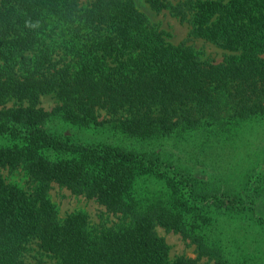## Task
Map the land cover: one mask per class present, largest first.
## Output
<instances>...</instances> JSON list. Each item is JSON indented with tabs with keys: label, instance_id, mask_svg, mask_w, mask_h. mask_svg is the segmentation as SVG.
<instances>
[{
	"label": "trees",
	"instance_id": "obj_1",
	"mask_svg": "<svg viewBox=\"0 0 264 264\" xmlns=\"http://www.w3.org/2000/svg\"><path fill=\"white\" fill-rule=\"evenodd\" d=\"M246 135L264 141V0H0V170L32 189L0 173V264L31 245L56 264H264V144L242 163ZM52 184L116 221L60 217ZM158 227L197 257L171 260Z\"/></svg>",
	"mask_w": 264,
	"mask_h": 264
},
{
	"label": "rangeland",
	"instance_id": "obj_2",
	"mask_svg": "<svg viewBox=\"0 0 264 264\" xmlns=\"http://www.w3.org/2000/svg\"><path fill=\"white\" fill-rule=\"evenodd\" d=\"M144 1V0H141ZM143 9L147 12H151L147 5H143ZM152 19L154 21H157L160 23L161 28L167 31L168 33H171V41L178 43L186 38L188 33V27L187 25L180 24L178 20L171 17L169 13L162 12L159 14H156L155 12H151ZM193 45L196 50H199L203 53L204 58H209L214 61H220L223 59L224 55L226 54L225 51L211 45L208 43H205L201 40L193 41ZM14 104V101H11L7 103V106H12ZM57 104L56 99L51 95L42 96L40 98V107L44 108L45 110H51L53 107H55ZM102 116H105L103 113ZM69 131V128L67 129ZM246 131V130H245ZM92 140H99L102 137H105V134H100L96 131H88L87 132ZM88 134L84 133L85 136H88ZM227 140H233L232 135H227ZM246 144V147L242 148L241 151L238 153L237 158L244 157V160L241 161L242 163L245 162V158L247 153L249 151H252L256 148L255 145H263L264 141H259L258 136L254 135L251 138L246 139L244 141ZM229 149V148H228ZM246 153V155L244 154ZM236 158V157H235ZM236 158V159H237ZM255 166H258L257 172H261L264 174V157L260 158L259 156L254 159ZM233 166L234 162H233ZM0 173L2 175V178L7 184L16 185L20 189H23L26 192H31L32 189L30 188L31 185L29 183L28 178L25 176L24 172L21 169L17 170H9V169H1ZM199 174L203 177H206L209 175V171L205 169H200ZM49 198L51 201L57 206L58 213L60 217H64L65 215L74 212V211H84L86 212L89 217L91 218V221L93 224H98L104 222L105 220L107 223L111 224L112 221H116L111 215L103 214L106 213L105 209L97 204L94 201H87L82 197L74 196L69 190L62 188L58 186L57 184H52L51 189L48 193ZM106 217L109 218L106 220ZM108 224V225H109ZM157 234L160 237H163L165 242L170 247L169 257L171 260L176 259L177 257H190V258H196L197 254L195 252V247L191 244H189L188 241L183 240L182 237L179 234L174 233H167L162 228L156 229ZM30 248L32 249L29 252V262L31 264L35 263V259H42L43 264H56L54 260L48 259L46 257L42 258L39 255V252L37 248L34 245H31ZM33 257V259H32ZM200 264H214L213 261H209L207 258H201L199 260Z\"/></svg>",
	"mask_w": 264,
	"mask_h": 264
}]
</instances>
